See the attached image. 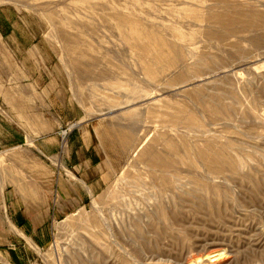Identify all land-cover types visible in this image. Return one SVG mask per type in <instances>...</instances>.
<instances>
[{
	"label": "rangeland",
	"instance_id": "rangeland-1",
	"mask_svg": "<svg viewBox=\"0 0 264 264\" xmlns=\"http://www.w3.org/2000/svg\"><path fill=\"white\" fill-rule=\"evenodd\" d=\"M243 1L209 0L264 13ZM180 2L0 0V264H264V28L183 27ZM130 30L173 66L148 81Z\"/></svg>",
	"mask_w": 264,
	"mask_h": 264
},
{
	"label": "bare ground",
	"instance_id": "bare-ground-1",
	"mask_svg": "<svg viewBox=\"0 0 264 264\" xmlns=\"http://www.w3.org/2000/svg\"><path fill=\"white\" fill-rule=\"evenodd\" d=\"M172 1L173 0H171V2ZM182 1L183 2H180L179 5L185 4L187 6V8L179 11V15L181 16V18H179L178 21L183 27H191V28L197 27L199 29H208L213 31L214 29H219V30L221 29V30H227L228 32L238 30L237 28H241L242 31L251 28L252 29L264 28V13L260 12L251 3H249L248 5L244 3V5L246 4V6H241V5L230 6L224 3L221 4L222 2H217L220 4L216 5L210 3L211 1L209 2V0H182ZM250 1L256 2V0H250ZM208 30H204L206 31L205 34L208 37L210 36L213 37L217 36V38L219 37V33L218 35H216ZM176 31L179 30L176 29ZM176 31L173 30L172 32L174 35L173 34L172 35L174 36V38L181 41L184 45L189 46L190 43H192L197 39L196 37L197 35L190 36V35H184L183 33L178 34L176 33ZM123 37L125 41L129 44V46L132 49H135L138 56L137 61L139 60L140 62V65L138 64L140 66V70L148 81L156 78L159 72L168 70L173 66L174 59L166 55V51H165L166 44L161 37L157 35L143 33L140 31H134V30H130L126 32L124 31ZM179 48L171 49L170 47H168V51H170L172 55H175V57L179 58L182 52L181 49ZM130 96L131 98H135L137 96L134 94L133 87L130 89ZM79 124L80 123L74 124L72 128L78 126ZM127 140L129 141L127 136L123 137L122 145L125 148L128 145ZM200 152L201 153L198 155V159L206 163V165L213 174H219L226 168L233 169L235 167L234 163L230 161L227 157L223 158L218 154H207L206 152H202V151ZM144 159L145 162L150 167L155 169V171L153 172L154 180L156 179V181H160L166 184V180H169L167 176L169 173H171L170 171L173 167L172 157L162 156L157 153H152L147 157L145 156ZM173 177L174 175L170 176V179L172 180Z\"/></svg>",
	"mask_w": 264,
	"mask_h": 264
},
{
	"label": "crops",
	"instance_id": "crops-1",
	"mask_svg": "<svg viewBox=\"0 0 264 264\" xmlns=\"http://www.w3.org/2000/svg\"><path fill=\"white\" fill-rule=\"evenodd\" d=\"M85 139L88 140L87 135L85 136ZM86 144H88V142H86ZM7 188H8V186H3L1 181H0V207L2 206L3 208H4V206L7 207L8 205H10V202H8V200L11 198V195L8 192ZM32 222L35 223V224H38V223H42L43 224L44 223V219H43L42 216H41V218L34 217V220H32ZM14 223L16 225L20 226V227H23L22 226L23 225V221L18 219V218L16 220H14ZM8 225H9V227L11 229L14 230V227L9 222H8ZM20 227H18V228H20ZM20 229H22V228H20Z\"/></svg>",
	"mask_w": 264,
	"mask_h": 264
}]
</instances>
